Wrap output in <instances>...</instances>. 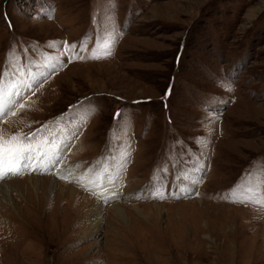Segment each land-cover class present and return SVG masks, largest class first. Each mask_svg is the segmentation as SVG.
Wrapping results in <instances>:
<instances>
[{
    "label": "rangeland",
    "instance_id": "obj_1",
    "mask_svg": "<svg viewBox=\"0 0 264 264\" xmlns=\"http://www.w3.org/2000/svg\"><path fill=\"white\" fill-rule=\"evenodd\" d=\"M13 93L0 264H264V0H0Z\"/></svg>",
    "mask_w": 264,
    "mask_h": 264
},
{
    "label": "bare ground",
    "instance_id": "obj_2",
    "mask_svg": "<svg viewBox=\"0 0 264 264\" xmlns=\"http://www.w3.org/2000/svg\"><path fill=\"white\" fill-rule=\"evenodd\" d=\"M34 74H36V73H32L31 75H32V78H34ZM32 80V79H31ZM17 85V84H16ZM13 87H14V85H12ZM13 88H11V90H12ZM14 89H16V90H19V91H21V90H25V88L22 86V85H20V86H15V88ZM10 94H12V91H10ZM12 101H14V93H13V95H12V97L9 99V101H8V103L7 104H5V103H3V106H2V108L0 109V113H2V114H4L5 112H4V108H6L7 107V105H9V103L10 102H12ZM2 104V103H1ZM15 121V120H14ZM5 159V158H4ZM9 159V158H8ZM10 159H14V158H10ZM4 161H6V162H8L7 160H3V162ZM21 161H18L17 163H15V164H17V166H20V165H18L19 163H20ZM22 165V164H21ZM7 166V165H6ZM37 167V166H36ZM19 169V168H18ZM37 169V168H36ZM72 170V169H71ZM71 170H69V168H62L60 171H59V173L60 174H63L64 176L66 175H68V173L70 174V176L72 175V176H74V177H76V176H78L77 175V172H72ZM27 172H29V174H31L32 173V170L30 171V170H28ZM16 173H19V172H16ZM73 173V174H72ZM28 179L29 180H36V182L38 181V180H43V181H45L46 179L45 178H41V177H28ZM40 181V182H41ZM49 181H51V183H52V185H51V192H53L56 188H58V182L56 181V179L54 178V176L53 177H50L49 178ZM105 182H108V180H106ZM105 182H102L101 181V183H105ZM1 185H3V186H0V192H4L8 197H10V189H9V184H7V183H3V184H1ZM70 189H71V192H69V197H67V195H66V193H65V200L68 198V199H70L71 198V202L73 203V205L75 206V205H77L78 204V200L80 199V196L82 195V193L80 194V192L79 191H77V190H75V189H73V188H71L70 187ZM59 196V195H58ZM83 196H85V195H83ZM85 198H87V197H85ZM114 208V210H115V212H117V214H118V217L119 216H121L122 218L124 217V215H123V210H122V208H120V207H113ZM103 209H104V207H102V205L99 203V202H97L96 200H92L91 202H89V205L87 206V209H86V213H87V216H86V218L88 219V221H89V226H90V232H87L88 233V235H91V236H95L97 233H99L100 232V230H101V225H102V223H101V215H102V212H103Z\"/></svg>",
    "mask_w": 264,
    "mask_h": 264
},
{
    "label": "snow or ice",
    "instance_id": "obj_3",
    "mask_svg": "<svg viewBox=\"0 0 264 264\" xmlns=\"http://www.w3.org/2000/svg\"><path fill=\"white\" fill-rule=\"evenodd\" d=\"M5 149L2 143H0V164L3 163V155H4ZM45 157H48L50 154L45 153ZM39 160V157H34L29 154L28 151L25 149H18L15 152L14 159L11 160L10 162V170H12L15 167V162L16 161H21L22 162V167L24 170H27L28 167L31 166L33 160ZM47 163L50 165H54L57 163V159L53 155L51 158L47 159ZM38 170V169H37Z\"/></svg>",
    "mask_w": 264,
    "mask_h": 264
}]
</instances>
